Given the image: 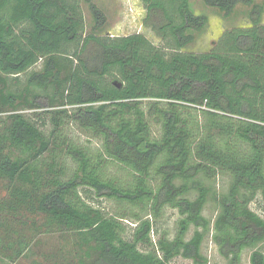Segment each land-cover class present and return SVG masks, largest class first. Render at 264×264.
Instances as JSON below:
<instances>
[{
    "label": "trees",
    "instance_id": "1",
    "mask_svg": "<svg viewBox=\"0 0 264 264\" xmlns=\"http://www.w3.org/2000/svg\"><path fill=\"white\" fill-rule=\"evenodd\" d=\"M82 1L0 0V264L35 257L46 236H58L40 250L50 264H208L207 236L225 264L248 249L250 264H264V215L251 208L264 201L257 0H202L226 17L253 10L251 26L200 53L185 48L209 17L191 0H141L162 45L141 32L98 35L107 15L92 0L88 31ZM24 73L13 91L9 77ZM166 208L180 215L175 234L154 239Z\"/></svg>",
    "mask_w": 264,
    "mask_h": 264
},
{
    "label": "rangeland",
    "instance_id": "2",
    "mask_svg": "<svg viewBox=\"0 0 264 264\" xmlns=\"http://www.w3.org/2000/svg\"><path fill=\"white\" fill-rule=\"evenodd\" d=\"M107 15V23L102 30L97 31L98 35L110 34L112 36L129 35L136 32L144 33L153 43L162 45L161 39L154 33V31L146 27L143 23L146 10L141 0H92ZM192 7L197 14H206L209 17V23L206 28L200 32H196L195 41L185 48V51L189 52H205L210 50L214 44L218 41L224 31L234 27H249L251 22L252 7L246 5H239L235 9L232 15L226 17L218 9L209 7L204 4L202 0H191ZM257 4L263 10L262 22H264V0H257ZM84 14L86 17L87 30L91 31L94 26L93 16L90 12L89 3L86 0L82 1ZM41 68V63L37 64L32 69ZM28 74L24 73L19 77H9L10 88L13 91H19L24 87ZM25 112H32L31 109H27ZM73 133L79 136L83 141H87L88 137L85 134H81L79 130L73 128ZM225 180H219V187L225 186ZM5 192L0 189V196H3ZM95 204L102 206L106 211L112 212L114 205L110 201L103 199L96 200ZM251 208L261 215H264V201L258 199L251 204ZM216 210L214 205H209L205 211V214L209 217L216 216ZM180 215L177 210L166 208L162 218L156 222L158 232L153 237L158 238L159 232L163 230L170 231L171 235L175 234L177 222ZM125 224L129 226L128 231L131 234L134 229V222L126 220ZM194 228L192 227L188 238L192 237ZM58 243V236H46L43 238V245L40 249H37V254L33 258H28L22 261L20 264H50L49 262H43L40 257V250L48 251L54 248ZM203 252L209 258L208 264H225V259L219 254L216 244L213 242L211 236H207L204 245ZM252 250L248 249L244 252L241 264H250V254ZM170 264H195L191 259L183 257H177L171 261Z\"/></svg>",
    "mask_w": 264,
    "mask_h": 264
}]
</instances>
